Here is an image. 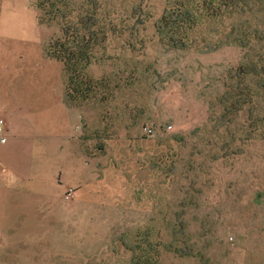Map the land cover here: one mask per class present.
I'll return each instance as SVG.
<instances>
[{"label":"trees","instance_id":"trees-1","mask_svg":"<svg viewBox=\"0 0 264 264\" xmlns=\"http://www.w3.org/2000/svg\"><path fill=\"white\" fill-rule=\"evenodd\" d=\"M33 3L41 22L58 28L44 46V56L62 65L67 104L98 105L102 122L118 91H159L174 84L177 71L172 67L180 59L224 46L240 51L242 60L225 73L204 72L197 59L180 64L194 74L203 71L195 88H200L208 111L217 107L220 115L213 119L209 114L201 126L169 136L183 152L180 162L173 154L169 163L171 211L157 212L163 215L159 228L143 224L125 232L131 244L127 251L130 264H215V246L224 256L228 236L237 232L235 244L241 250L233 254L232 264H264V178L256 176L264 160L248 162L243 149L264 138V0ZM255 102L258 110L252 111ZM253 112L254 117L242 116ZM235 123L242 125L241 134ZM146 126L152 133L144 135L155 137V123ZM255 163L257 170L251 167ZM241 164L249 170V180L237 181L244 186L229 193L218 180L225 172L228 177L227 171L243 172Z\"/></svg>","mask_w":264,"mask_h":264},{"label":"rangeland","instance_id":"rangeland-1","mask_svg":"<svg viewBox=\"0 0 264 264\" xmlns=\"http://www.w3.org/2000/svg\"><path fill=\"white\" fill-rule=\"evenodd\" d=\"M56 34L55 25L41 22L33 0H0V56L9 58L11 65L9 77L4 75L1 82L17 84L10 90L18 93L16 101L36 108L28 115L34 127L28 132L39 138V162H48L29 181L22 180L19 194L13 188L0 193V264H130L131 244L125 232L143 224L159 228L163 215L157 212L171 211L169 163L173 154L180 162L183 152L169 136L201 126L209 114L213 119L220 115L217 107L208 111L200 88H195L203 71L194 74L181 65L197 59L204 72L210 68L225 73L242 56L237 48L224 46L180 59L181 65L172 67L180 78L174 84L159 91L142 87L118 91L102 122L98 105L67 104L62 65L44 56V46ZM15 68L21 70L14 75ZM31 84L40 86L31 88ZM21 97L25 103L19 101ZM149 121L156 126L152 138L143 133ZM234 126L241 134L242 125ZM243 149L248 162L264 160L263 137ZM241 165L243 172L227 171L228 177L225 172L218 180L229 193L244 186L236 185L237 181L249 180V170ZM251 167L257 170L258 164ZM176 170L181 174L179 167ZM256 174L264 178V165ZM10 176L13 187L15 178ZM68 188L74 190L71 200L65 198ZM27 191L36 195L23 194ZM237 235L228 236L229 252L224 256L215 246V264H232L233 254L241 250L235 244ZM174 264L198 263L178 260Z\"/></svg>","mask_w":264,"mask_h":264},{"label":"crops","instance_id":"crops-1","mask_svg":"<svg viewBox=\"0 0 264 264\" xmlns=\"http://www.w3.org/2000/svg\"><path fill=\"white\" fill-rule=\"evenodd\" d=\"M9 61V58L0 56V118L4 119L6 122L5 134L8 136L5 144L0 143V193L6 192L7 190L10 192L13 188V191L19 194L20 191H22V180L24 182L27 180L29 181L40 168L44 166L47 167L48 162L44 164L39 162L37 155L41 147L36 146V142L38 143L36 139L39 138L29 135L30 133L28 132L29 129L34 128L32 127L33 124L28 122L30 121L28 115L32 111L36 112V108L25 106L26 104L21 106L19 102L16 101L18 93H12L10 90H15L17 84L13 82H1V78L4 77V75L9 77L11 73ZM19 70L21 69L18 68L17 70V68H15L12 72L15 75L18 74ZM37 85V88H39L40 84H31L30 87L32 88ZM23 87H26V83H23ZM28 88L27 86V89ZM34 89H36V87ZM29 95L31 96V93H29ZM19 101L25 103L22 97ZM49 152L51 153L50 148ZM47 159H49V157H47ZM8 176H10L9 178H15L11 179L13 187L10 186V182L7 178ZM23 194L36 195L31 191H27V193Z\"/></svg>","mask_w":264,"mask_h":264},{"label":"built area","instance_id":"built-area-1","mask_svg":"<svg viewBox=\"0 0 264 264\" xmlns=\"http://www.w3.org/2000/svg\"><path fill=\"white\" fill-rule=\"evenodd\" d=\"M6 131V122L4 119L0 118V143L5 144L7 142L8 136L5 134ZM145 135H150L152 133V129L150 126H146L143 129ZM74 190L72 188H68L65 193L66 200H71L74 197Z\"/></svg>","mask_w":264,"mask_h":264}]
</instances>
